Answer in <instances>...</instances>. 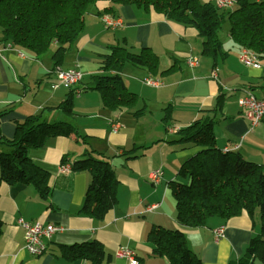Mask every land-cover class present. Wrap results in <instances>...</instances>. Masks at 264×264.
Here are the masks:
<instances>
[{
  "label": "crops",
  "instance_id": "0c3cea01",
  "mask_svg": "<svg viewBox=\"0 0 264 264\" xmlns=\"http://www.w3.org/2000/svg\"><path fill=\"white\" fill-rule=\"evenodd\" d=\"M201 1L214 3V0ZM100 14L93 10L86 13L83 31L58 65L64 69L78 65L81 70L82 79L72 89L51 87L52 49L35 57L14 44L11 50L0 54V112L3 113L0 152L8 150L3 140L13 136L15 122L29 115L40 114L42 120L50 123L69 122L75 129L69 136L49 138L43 147L27 151L34 163L53 175L46 197L39 196L31 184H1L0 264H88L79 259L67 260L61 255L59 245L93 239L110 255L104 264H129L127 259L115 256V250L121 247L133 249L138 264H167L166 257L151 253L146 241L153 226L182 230L187 245L199 256L201 264H227L237 260L249 240L258 233L256 216L252 221L242 213L227 220L212 217L197 227L179 226L169 184L179 180L180 164L200 147L173 141L177 132H167L166 127H185L198 118L210 117L217 147L233 148L240 143L234 151L264 165V117L250 129L249 120L237 103L244 89L264 98V58H259L257 68L243 64L239 58L241 47L231 41L227 29L224 38L221 34L218 36L222 50L228 55L213 67L210 60L200 54L202 39L191 27L129 4L116 6L113 12L122 19L121 27L106 28ZM110 45L126 47L135 54L146 47L159 59L158 70L154 72L132 62L125 63L117 72L126 88L139 97L128 108H105L100 93L90 88L94 84L91 76L114 73L101 69L102 55L108 52ZM188 56L197 57L198 65L189 67L185 61ZM213 68L217 71L216 78L211 76ZM148 77L158 78L161 85H146L144 80ZM70 91L73 112L66 114L55 107ZM217 98L221 99V107L211 111ZM139 109L142 112L135 114ZM169 112L170 118L164 122L163 116ZM114 120L121 126L112 131L110 122ZM82 135L87 137L88 144L81 141ZM87 148L103 155L119 181L117 202L102 219L80 211L89 173L57 171L63 158L71 163L82 157ZM155 168L162 170L157 184L148 178V173ZM147 204L158 206L147 212ZM19 218L27 222L61 224L65 230L56 232L46 241L43 253L32 255L23 247L25 231L17 222ZM221 225H224L223 236L215 239L213 230Z\"/></svg>",
  "mask_w": 264,
  "mask_h": 264
},
{
  "label": "trees",
  "instance_id": "16d2710c",
  "mask_svg": "<svg viewBox=\"0 0 264 264\" xmlns=\"http://www.w3.org/2000/svg\"><path fill=\"white\" fill-rule=\"evenodd\" d=\"M124 4L160 13L168 20L193 28L202 39L200 54L209 59L213 67L228 55L222 50L218 36L224 22L229 24L228 35L234 44L248 47L259 58H264V0H237L235 7L226 12L219 10L212 1L201 0H0V42L11 41L35 57L52 49L55 68L62 64L71 44L83 31L84 17L89 10L114 15L116 6ZM101 62L103 71L113 70L114 73L91 76L94 84L90 88L100 93L103 106L110 110L131 107L139 100L117 73L125 63L146 66L153 72L159 67L158 56L146 47L135 54L126 47L110 45ZM218 98L211 111L220 109L221 99ZM55 108L72 114V91ZM141 112L139 109L134 113ZM2 114L0 112V116ZM169 118L170 112L164 114V122ZM14 125L13 136L3 140L8 150L0 152V186L31 184L44 198L50 192L53 175L34 163L27 151L43 147L49 138L69 136L75 129L69 122H46L40 114L29 115ZM80 139L88 144L85 135ZM173 141L200 147L180 164L179 180L169 184L179 226L197 227L210 217L227 220L242 213L253 221L257 214L259 232L249 240L241 256L227 264H254L256 259L264 264V165L245 159L237 151L223 152L217 147L210 117L198 118L180 127ZM61 162H65L64 158ZM70 165L72 172L86 171L90 175L80 211L102 219L117 202L119 181L115 171L101 153L88 148ZM1 226L0 220V234ZM146 241L151 253L166 257L167 264H201L178 228L153 226ZM59 248L69 261L79 259L88 264H104L110 259L103 245L95 239L59 245Z\"/></svg>",
  "mask_w": 264,
  "mask_h": 264
},
{
  "label": "built area",
  "instance_id": "2783aa9c",
  "mask_svg": "<svg viewBox=\"0 0 264 264\" xmlns=\"http://www.w3.org/2000/svg\"><path fill=\"white\" fill-rule=\"evenodd\" d=\"M235 0H215L219 8H230ZM100 20L106 28H117L123 25V21L120 17H116L111 13L103 12L100 14ZM14 44L11 41L0 42V54L3 50H11ZM239 58L246 66L257 68L260 66V60L255 51L248 47H242L240 49ZM186 63L189 67L193 68L198 65L199 59L195 56H188ZM54 75L51 81V87L53 89L74 88L82 79V72L78 65L71 68H61L56 66L52 69ZM215 76V72H212ZM144 83L149 86H159L161 81L158 78H145ZM239 106L243 109L245 117L249 120L250 129L255 126L264 114V99L257 98L251 92L245 91L244 95L238 99ZM121 126L117 120L110 122V129L112 131L117 130ZM167 132L175 133L179 127L168 125L166 127ZM240 146V143L233 145V148L224 146L221 148L223 152L236 150ZM59 173H69L71 171V165L69 162H61L57 167ZM161 168H155L148 173V178L153 184H157L161 178ZM158 204H147L145 210L152 211ZM17 222L24 228V244L23 247L32 255H38L45 251L46 241L50 239L56 232L65 230V227L61 224L55 223H42L40 221L27 222L22 218H19ZM224 226H219L213 230L214 238L218 239L223 236ZM116 257H123L127 259L129 264H138L137 255L135 251L128 247H121L115 250Z\"/></svg>",
  "mask_w": 264,
  "mask_h": 264
},
{
  "label": "rangeland",
  "instance_id": "374dc122",
  "mask_svg": "<svg viewBox=\"0 0 264 264\" xmlns=\"http://www.w3.org/2000/svg\"><path fill=\"white\" fill-rule=\"evenodd\" d=\"M215 1V0H214ZM236 3H237V0H235V2L233 3V5L230 7V8H227V9H224V8H219V7H217L216 6V4H214L219 10H221V11H224V12H226V11H228V10H232L234 7H235V5H236ZM227 29H228V23L227 22H224L223 23V25L220 27V30H219V34H221L220 36H221V38H224V35L223 34H225L226 32H227ZM242 48V47H241ZM221 63V62H220ZM220 63H219V65H220ZM256 94H258V95H260L261 93L259 92V91H256ZM215 130H216V127H215ZM5 151V150H4ZM179 178H180V176H179ZM172 197V196H171ZM172 199H173V197H172ZM174 200V199H173ZM210 218H212V217H210ZM209 218V219H210ZM256 221H257V229H258V232H259V226H260V222H259V217H258V215L256 214ZM208 221V220H207ZM221 226H223V225H221ZM254 264H260L259 263V261L256 259L255 260V262H254Z\"/></svg>",
  "mask_w": 264,
  "mask_h": 264
},
{
  "label": "bare ground",
  "instance_id": "6f19581e",
  "mask_svg": "<svg viewBox=\"0 0 264 264\" xmlns=\"http://www.w3.org/2000/svg\"><path fill=\"white\" fill-rule=\"evenodd\" d=\"M200 52H201V51H200ZM212 72H215V76L212 75ZM211 76L214 77V78L217 77V71H216L215 68H213V69L211 70ZM245 91H249V92H251V91L248 90V89H244V90H243V94H242L241 96L244 95ZM251 93H252V92H251ZM252 94L255 96L254 93H252ZM241 96H239L238 99H239ZM257 98H258V97H257ZM238 99H237V103H238ZM260 99H264V98H260ZM238 105H239V104H238ZM263 117H264V114L261 116L260 120L258 121V123H257L256 125H258V124L260 123V121L263 119ZM256 125H255V126H256ZM223 226H224V225H223Z\"/></svg>",
  "mask_w": 264,
  "mask_h": 264
}]
</instances>
